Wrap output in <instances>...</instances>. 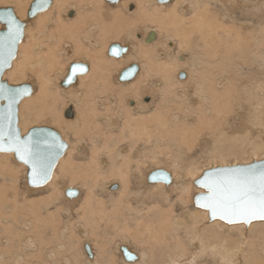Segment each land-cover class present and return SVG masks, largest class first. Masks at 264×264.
<instances>
[{
	"label": "bare ground",
	"instance_id": "6f19581e",
	"mask_svg": "<svg viewBox=\"0 0 264 264\" xmlns=\"http://www.w3.org/2000/svg\"><path fill=\"white\" fill-rule=\"evenodd\" d=\"M33 1L0 0L9 4L0 8L13 7L26 22L17 56L3 79L22 84L25 82L12 79L23 78L31 70L38 80V88L36 83L26 81L32 84L33 92L19 105L21 134L35 126L53 127H28L31 122L50 117L74 140L66 141L63 136L67 151L57 163L50 183L41 189L50 194L38 199L29 194L40 190L32 189L28 182L23 191L17 185L16 167L25 166V180L28 167L14 153L0 152V264H125L119 252L122 245L132 249L130 242H124L129 236L144 244L133 249L139 257L135 264H196L198 260L211 264H264V223H254L251 229L240 227L238 244L215 231L211 236H195L193 225L187 223L194 216L185 198L191 186L189 176L198 170L202 163L199 160H208L206 153L221 147L217 141L227 140L226 144L221 142L225 147L233 144L227 136L213 143L209 135L204 136L209 130H218L216 136H224L226 124L241 134L254 135L264 129V0H235V6L233 0H52L47 10L30 18L28 11ZM105 1L116 5L111 7ZM132 1L137 8L128 11ZM70 8L76 14L71 19L66 15ZM238 10L248 15L247 25L238 20ZM44 19L56 25L52 31L47 29L48 34L41 28ZM35 23L42 35L36 40L31 33ZM149 23L157 31H153L151 41L147 40ZM142 26L143 32L139 30ZM118 40L121 42L116 43L129 48L116 57L109 54V48ZM76 57L80 61L75 62L87 63L89 71L77 77L78 85L60 87L58 83L65 79L71 65L68 61ZM127 63L130 65L121 70ZM132 64L138 67L135 76L120 80L121 72ZM181 69L184 71L180 77L185 76L179 78ZM69 102L74 104L76 116L64 119L61 112ZM153 105L156 108L150 112ZM199 141H203L207 152L194 160L189 152ZM86 144L91 148L90 161L76 166V149L81 145L85 152ZM162 144L167 150H162ZM170 151L173 156L168 158L166 153L170 155ZM156 160L172 174L170 185L148 182L149 172L155 169L143 167ZM65 163L68 168L64 167L61 174ZM177 168L185 174L188 184L178 179ZM198 172L202 175V171ZM112 181L121 182L120 198L112 191L118 187L109 188ZM67 188L79 190L77 197L86 196L81 206L77 204L82 209L81 216L74 209L79 199L68 197ZM174 191L179 192L182 205L183 221L177 223L173 220ZM148 201L150 208L144 207ZM79 216L85 221L77 224L86 236L84 240L91 233L98 242V233L106 237L110 230L122 238L114 255L110 256L105 240L101 254L95 252L94 259L84 256L86 259L82 257L80 263L73 256V247L67 246V236L71 238L67 232L69 222ZM175 224V230L182 229L186 234L188 244L194 242L188 248L182 239L177 241L176 233L166 238L170 235L164 232ZM220 228L226 234L231 231L219 223L217 229ZM249 230L255 236L249 237ZM201 251L208 255H199ZM118 254L121 259L116 258Z\"/></svg>",
	"mask_w": 264,
	"mask_h": 264
},
{
	"label": "snow or ice",
	"instance_id": "6c2138e0",
	"mask_svg": "<svg viewBox=\"0 0 264 264\" xmlns=\"http://www.w3.org/2000/svg\"><path fill=\"white\" fill-rule=\"evenodd\" d=\"M46 0H35V7L42 8ZM235 6V0H233ZM35 15V13H33ZM0 24L6 28L0 34V66L8 64L13 56L14 46L23 37L24 25L11 12L0 13ZM113 56L119 57L126 49H110ZM89 67L75 62L66 79L71 83L77 76L86 74ZM134 69H129L125 79L134 77ZM28 87H7L0 84V100L6 106L0 109V152L15 153L17 158L28 166L27 182L32 189L45 188L53 178L54 164L68 145L55 134L41 131L22 138L13 128L15 106L26 95H31ZM70 111V110H69ZM153 182L162 179L171 184V177L161 170L159 176H151ZM202 191L194 198L195 206L208 213L211 222L219 221L229 227L251 229L254 223H264V160L250 164L207 167L200 177L193 181ZM69 197L75 191H67ZM194 242H190L193 244ZM126 257L125 264H135L138 256L121 249ZM201 256L208 253L201 251Z\"/></svg>",
	"mask_w": 264,
	"mask_h": 264
},
{
	"label": "rangeland",
	"instance_id": "374dc122",
	"mask_svg": "<svg viewBox=\"0 0 264 264\" xmlns=\"http://www.w3.org/2000/svg\"><path fill=\"white\" fill-rule=\"evenodd\" d=\"M105 3H107L108 5H110L111 7H114L116 4H109V2H107V1H105ZM158 3V2H157ZM162 3H165V2H162ZM3 5H9V4H5V3H0V6H3ZM11 5V4H10ZM135 6V7H134ZM136 8H137V4H136V2L135 1H132L131 3H129V6H128V11H131L132 9H135L136 10ZM73 12V15L72 16H70V13H72ZM241 13V14H240ZM74 14H75V11L72 9V8H70L68 11H67V13H66V15H68V17H70V19L72 18V17H75L74 16ZM76 15V14H75ZM236 15H237V18H238V20L239 21H242L243 23H244V25H247V21H250V19L248 18V15L247 14H244L242 11L240 12L239 10L238 11H236ZM47 19V18H46ZM46 19H44L46 22H44V21H42L41 22V24L42 23H44V26L46 27V29H44V26L43 25H41L39 22H37V24H39L40 26H43V27H41L42 28V31H44V30H46V34H48L50 31H52L53 29H55V28H52V26H56L54 23L52 24L51 22L49 23V21L48 20H50V19H48V20H46ZM37 20V19H36ZM245 20V21H244ZM41 21V20H40ZM48 21V22H47ZM242 23V24H243ZM36 23L32 26V35H33V38H34V40H36V38H38V37H42V35H40V31H41V29H37V28H39V26L37 25ZM49 25V26H46V25ZM2 25V24H1ZM3 26V25H2ZM149 28H150V30H147V31H149L150 33H151V31H155V33L157 34V31H156V29H154V28H152L154 25L153 24H150L149 23ZM50 27L52 28V29H50ZM140 29L139 30H141L142 32L145 30V28H144V26H142V27H139ZM152 28V29H151ZM50 30V31H48V30ZM39 30V32H37ZM245 31H247V30H245ZM36 32V33H35ZM148 32V33H149ZM38 33V34H37ZM149 33V34H150ZM45 34V35H46ZM149 34H148V36H149ZM156 34H155V37H156ZM34 36H36V37H34ZM47 36V35H46ZM148 36H147V40H149V38H148ZM43 39H44V36H43ZM114 40H116V39H114ZM121 42V40H118V41H114L113 43H111L110 45H112V44H115L116 42ZM35 42V41H34ZM122 45V44H121ZM123 46V45H122ZM125 46V45H124ZM82 59V58H81ZM73 60V61H72ZM70 59L68 62H69V65H70V63H73V62H75L76 60L77 61H80V59L79 58H73V59ZM83 60V59H82ZM84 61V60H83ZM67 62V63H68ZM86 62H88V61H86ZM128 64L129 63H127L126 65H124L123 67H121V70L122 69H124L125 67H127L128 66ZM130 65V64H129ZM69 67V66H68ZM65 70V69H64ZM182 70V69H181ZM184 70H182V71H179V73H178V77L179 78H181L180 77V75L179 74H181L182 72H183ZM67 72V71H66ZM64 74H65V72H64ZM16 76V75H15ZM13 78V77H12ZM14 78H18V79H16V80H14ZM12 80H13V82H26V81H31V82H34V83H36V87L38 88V80H37V77H36V74H35V72L34 71H28V75L27 76H25V77H23V78H20V76H16V77H14ZM7 80H9L8 78H6ZM62 79V78H61ZM61 81V80H60ZM60 81H59V83H58V85L61 87L62 85H61V83H60ZM72 86L74 85H78V83L77 84H71ZM70 85V86H71ZM39 93H40V90H39ZM32 99V98H31ZM36 99V98H35ZM145 101L148 99V94H146V96L143 98ZM134 100V99H133ZM155 106L153 105V106H151V109H150V112H153L154 110H155ZM76 108H75V106H74V104L72 103V102H69V104H68V106H66V108L64 109V111H62L61 112V115H62V117L64 118V119H73V118H75V116H76V110H75ZM69 110H71V112H72V115L71 116H67V114H68V112H69ZM27 112H29V111H27ZM26 112V114H28ZM29 115V114H28ZM241 115L242 116H244L245 114L244 113H241ZM19 127L20 128H22L21 126V115H20V113H19ZM25 116H27V115H25ZM73 116V117H72ZM50 117H46V119L44 120V118L43 119H41V120H37V121H34V122H31V123H29V126L28 127H32V126H35V125H50V126H53V128L55 127V129L60 133H62V137L63 136H65V140L67 141V140H69V141H73L74 140V136L73 135H71V133H69L70 135H67L66 133H65V131L63 130V128H61L60 129V126L59 127H57V124H55L54 122H51L52 120H50L49 119ZM232 118V117H231ZM236 118L237 119H240V117H239V115L238 116H236ZM225 132H224V136H216V135H219V133H218V130H209V132L208 131H205V133L206 132H208V133H206L207 134V136L206 135H204L205 137H208V135H209V139H211L212 138V141H213V143H214V140L216 141L217 139H219V137H221V138H224L225 136H227V137H229V141H231L230 143H233L232 144V146H224V144H226V142H227V140L226 141H221V142H225L224 144H222L220 141H217V143L219 142V144H220V148H218V150H221L220 152H217L216 150L214 151V152H212V153H214L213 155H212V153L211 152H207L206 151V149H203V141H199V142H197V146L193 149V151H188L189 153H190V155H191V158H194V160H197L198 159V156H199V159H201L200 158V156L202 155H210L211 154V156H207L208 157V160H206V157H204L203 159H201V160H199V163H201L202 164V166L203 165H205L206 164V166L207 167H217V166H223V165H227V164H231V165H236V164H249V163H251V162H253V161H259V160H263L264 159V129H262L261 131H259V132H256L254 135L252 134V132H244V134H241V133H239V131H234V129H231L230 127H229V124H226L225 126ZM263 128H264V126H263ZM60 129V130H59ZM62 130V131H61ZM65 133V134H64ZM213 135H212V134ZM216 133H218V134H216ZM261 134V135H259V134ZM215 135V136H214ZM236 135H238L237 136V138L236 137H232V136H236ZM72 136V137H71ZM211 136H213V137H211ZM239 137H241L240 139H239ZM217 138V139H216ZM236 138V139H235ZM247 138H250V139H248L247 140ZM64 139V138H63ZM238 142H237V141ZM235 143V144H234ZM237 143V144H236ZM262 144V145H261ZM223 145V146H222ZM165 146V145H164ZM258 146V147H257ZM81 145L80 146H78L77 147V153H75L76 154V156L78 157H75L76 158V160H74V161H72V162H74L75 164H76V166L77 165H79L80 163H81V165L82 164H85V163H87L88 161H90V154H91V148H90V146L88 145V144H86L85 145V152H83L82 151V149H81ZM88 147V148H87ZM223 147V148H222ZM87 148V149H86ZM89 149V150H88ZM160 149H161V147H160ZM167 150L166 149V147L164 148L163 147V144H162V150ZM172 149H175V151H176V148L174 147V148H172ZM184 151H186V148H184L183 149ZM203 150V151H202ZM82 151V152H81ZM207 153H206V152ZM223 151V152H222ZM203 153V152H205L206 154H201V153ZM261 152V153H260ZM80 153V154H79ZM83 153V154H82ZM174 153V155L176 154L175 152H173ZM172 153V154H173ZM195 153V154H194ZM79 154V155H78ZM85 154V155H84ZM163 153H161L160 155H162ZM167 154V157L169 158L170 156H173V155H171V151H170V155H168L169 153H166ZM166 154H163L162 156L163 157H165L166 156ZM184 154H186V153H184ZM200 154V155H199ZM187 155V154H186ZM87 156V157H86ZM188 156V155H187ZM201 156V157H202ZM86 158V159H85ZM211 158V159H210ZM78 159V160H77ZM80 159H82V160H80ZM206 160V162H205V160ZM77 161H79V163L77 162ZM159 160H156V161H153V165L151 164V163H147L146 165H144V167L143 168H148L149 169V167H150V169L151 168H153V169H158V168H161V167H166L165 165H158V164H160V163H156V162H158ZM204 161V162H203ZM156 164H155V163ZM208 162V163H207ZM201 164L199 165V168H198V170L199 171H202V173H203V170L205 169L204 167H202L201 166ZM150 165V166H149ZM157 165H158V168H157ZM21 166V167H20ZM20 166H17L16 167V169H18L17 171H19L18 172V181H17V185L19 186V190L20 191H23L24 189V187H25V184H26V182H27V180H25L26 179V173H25V166L24 165H20ZM146 166V167H145ZM202 167V169L203 170H200L201 169V167ZM205 166V167H206ZM64 167H66V169L68 168V166H67V164L65 163L64 165H63V169H64V171L62 170L61 171V174H64L63 172H65V168ZM206 167V168H207ZM20 169V170H19ZM166 169H167V167H166ZM168 170V169H167ZM174 170H175V168H174ZM180 170L181 169H179V168H177V171H179L178 172V174L176 175L177 177H178V179H181V182L182 183H185V184H188V181H187V178L185 177V174H183L182 173V170H181V174H180ZM198 170H196V172L195 173H193L192 174V176L194 177H192V176H189V179H190V184H191V186H189L188 188H189V190H187L186 191V197L185 198H187L186 200H187V204H189V208H191L192 209V211H193V219H191V220H189L187 223H188V226H190L191 224L193 225V233H195V236L197 235H199V236H211L212 235V233L215 231V232H217L218 234H220L222 237H227V239L229 240V242H232L233 244H238L239 243V238L241 237V236H239V228H235V227H229V226H227V225H225V224H223V223H221V222H219V221H216V222H211L210 221V219H209V215H208V213L207 212H205V211H202V210H200V209H198L196 206H195V204H194V197H195V195L197 194V193H199V192H201L202 190L199 188V187H197L196 185H195V183L193 182L196 178H198V177H200L201 176V174H199V172H198ZM198 172V173H197ZM184 175V177H182L183 175ZM199 175V176H198ZM198 176V177H197ZM192 177V178H191ZM117 182V183H116ZM138 182V181H137ZM114 184H118V188H117V190H112V191H115V192H117V195H119V193H118V191H119V189H120V186H121V182H119V181H112L110 184H109V188L111 189V187L114 185ZM68 187H70V185L68 186ZM22 189V190H21ZM49 192V191H48ZM47 191L45 192V191H38V192H35V193H30L29 195H30V197L32 196V197H34V198H36V199H38V198H40V197H42L43 195H47V194H50V192L48 193ZM191 193V194H190ZM84 195H86V192H85V194H83V196ZM100 197H102L101 195H99ZM120 196H122V195H119V196H117L118 198H120ZM171 196H172V202H174V212H173V220L177 223V222H181V221H183V217L181 216V212H182V205H181V203H179L180 201H179V192L178 191H174V192H172L171 193ZM191 196V197H190ZM85 197V199L87 200V198H86V196H84ZM84 197H82V195H81V197H77V198H74V199H76V200H78V203H76L75 204V207H74V209H77V210H75L76 212H79V215L81 216V211H82V209L79 207V206H77V204L78 205H80L81 206V204H82V201H86L85 199H84ZM179 197V198H178ZM81 198L83 199V200H81ZM106 199V198H105ZM178 199V200H177ZM189 199H190V202H189ZM81 200V201H80ZM79 202H80V204H79ZM178 202V203H177ZM147 206H149V208L150 207H152L151 206V204H150V202L148 201L145 205H144V207H147ZM77 207V208H76ZM79 208V209H78ZM148 208V207H147ZM167 208V207H166ZM54 209V208H53ZM152 210V209H151ZM147 211H149V210H147ZM147 211H145V212H147ZM153 212V211H152ZM147 213H150V211L149 212H147ZM150 214H153V213H150ZM204 214V215H203ZM154 215V214H153ZM80 216H79V218H76V217H73L72 218V220L69 222L70 223V226L72 227V225H73V227L71 228H69L68 230H69V232L71 233H69V232H67L68 234L67 235H70V237L72 238H70L69 239V236H67V241H68V244H67V246H70L71 248H72V250L74 251V255L73 256H75V258L77 259H79V260H81L80 261V263H83L82 262V257L83 258H87L88 257V259L90 258V259H92L95 255V252L97 253V252H99L100 254H101V248L100 247H102L103 246V244L102 243H104V241L107 243V247L109 248V254H110V256L111 255H114L115 254V250H116V247L120 244V241H121V239L122 238H120V236H116V233L114 232V230H110V232H108L107 233V236L105 237V235L103 234V233H98V236H97V239H98V242L97 241H95V239H94V237L95 236H93V235H91V233L89 234V235H91V236H87V238H88V240H84L85 239V237H84V233L79 229V227H77L78 225L77 224H79L80 222L81 223H85V221L84 220H82V219H80ZM195 216H197L196 218H197V223H195L194 222V218H195ZM78 217V216H77ZM175 217V218H174ZM65 219H67V218H65ZM76 220V222H74L73 223V221H75ZM77 221H78V223H77ZM83 221V222H82ZM220 223V225H222L223 227H227V228H230L231 229V231H230V233H228V234H226L223 230L221 231V228L220 229H217V224H219ZM76 226H75V225ZM216 224V225H215ZM111 226V225H110ZM74 227H75V229H74ZM91 228H92V226H90ZM133 227H134V225H133ZM132 227V228H133ZM177 226H176V224H175V227L173 228V229H171L169 232H164V233H166L165 234V236L167 235V233H168V235H173V233H176V234H178L179 236H176L175 234V238L177 239V241H179L178 239L180 238V239H182L183 241H184V245L188 248L189 246H190V244H188L187 242H186V240H185V238H184V236L186 235V234H184L183 233V231H182V229H179V230H175V228H176ZM212 227V228H211ZM179 228V227H178ZM205 228H208V230H206ZM134 232V230H132V233ZM249 232H250V230H249ZM249 232H246L247 234H249V235H247V236H249V237H251V236H255V235H253L254 233H252L251 234V232L249 233ZM180 233V234H179ZM79 237H77L76 235ZM101 234V235H100ZM103 234V235H102ZM110 234V235H109ZM115 234V235H114ZM73 235V236H72ZM83 235V236H82ZM100 235V236H99ZM171 235L170 236H166V238L168 239L169 237H171ZM76 237V238H75ZM81 237H84V238H81ZM91 237V238H90ZM101 237V238H100ZM103 237V238H102ZM104 237H105V239H104ZM132 238H134L133 236H131ZM183 237V238H182ZM248 237V238H249ZM78 239H80L81 241H80V246H77V241H78ZM165 239V238H164ZM244 239V238H243ZM70 240V241H69ZM72 240H73V242H74V244H73V242H72ZM132 240H134V241H132ZM131 240V238H130V236H129V239L127 240V241H124V242H130L131 243V247H132V249H139V248H142V247H144V244H141L139 241L137 242L135 239H132ZM85 241V242H84ZM88 241H89V244H91V247H92V252H93V257H89L88 255H87V252H86V250L84 249L85 248V244L86 243H88ZM111 241V242H110ZM112 242H114V243H112ZM136 242H137V244H136ZM70 243H72V244H70ZM82 243H83V246H82ZM94 243V244H93ZM99 243V244H98ZM135 243V244H134ZM140 243V244H139ZM164 243L165 242H163L162 243V246L164 245ZM96 244V245H95ZM109 244V245H108ZM72 245V246H71ZM93 245H94V247H93ZM121 246V245H120ZM83 247V248H82ZM97 247H99V248H97ZM94 248V249H93ZM95 248H97V249H95ZM112 248V249H111ZM72 250H68V252L69 251H72ZM120 250V249H119ZM78 251V252H77ZM84 253V254H83ZM185 253H186V255H188V254H190V249H187L186 251H185ZM119 254L121 255V251L119 252ZM118 254V256L116 257V258H120L121 259V256ZM249 255H250V253H248ZM76 255H78V256H76ZM85 256V257H84ZM23 257H25L24 256V254H23ZM85 258V259H86ZM84 259V260H85ZM94 259V258H93ZM25 260V259H24ZM64 263V262H63ZM62 262L61 263H59V264H63ZM119 264V263H118ZM196 264H211V263H209V262H206L205 260H198V261H196Z\"/></svg>",
	"mask_w": 264,
	"mask_h": 264
},
{
	"label": "water",
	"instance_id": "95a60500",
	"mask_svg": "<svg viewBox=\"0 0 264 264\" xmlns=\"http://www.w3.org/2000/svg\"><path fill=\"white\" fill-rule=\"evenodd\" d=\"M107 1L112 2V3H115V2H118V1H120V0H107ZM158 1H159V2H168L169 0H158ZM51 4H52V0H46L45 5H44L42 8L37 9V8L35 7V0H34V1L32 2V4H31V7L29 8V11H28V15H29V17H30V18L35 17L38 13L47 10V9L50 7ZM5 12H11V13H12L14 16H16L17 19H18V20L24 25V34H23V37H22V38L18 41V43L14 46L12 59L9 61L8 64H4V65L0 66V84H3V85H5V86H7V87H28V88H30V89L32 90V92H33V86H32V84L29 83V82H25V83H22V84H11V83H9V81H8L7 79H3V77H4V76H3L4 73H5L8 69L11 68L12 63H13V60H14V59L16 58V56H17L18 46H19V43H20V42L22 41V39L24 38V35H25V26H26V22H25L24 20L22 21V20L18 17V15L16 14V12H15V10H14L13 7H4V8H0V13H5ZM33 13H35V15H33ZM2 25H3V24H2ZM4 31H6V28H5L4 25H3V26L0 28V34H2ZM153 34H154V32L151 31V34L149 35V40H150V41L154 38V37H153ZM152 37H153V38H152ZM149 40H148V41H149ZM114 47H119V48H121V49H126V50L129 48L128 46H125V47H124V46H122V45L119 44V43H115V44H112V45L110 46V48H109V54H111L110 49H111V48H114ZM125 52H126V51H123V52L121 53V55H122L123 53H125ZM111 55H112V54H111ZM74 63H75V62L71 63V65L69 66V68H68V72H67V75L69 74L70 67H71ZM81 63H83V64H85L86 66H88V64L85 63V62H81ZM137 68H138V67H137L136 64H132L130 67H128L127 69H125V70H123V71L121 72V74L119 75V79L122 80V81H123V80H130V79H132L133 77H130L129 79H125V78H124V77H125V74L129 72V69H134L135 72H136V71H137ZM67 75H66V77H67ZM183 76H185V74L182 75L181 77H183ZM66 77H65V79L61 80V85L64 86V87H68V86H70L71 84H75V83L77 82V77H78V76H77V77H76L71 83H69V82L67 81ZM31 94H32V93H31ZM28 96H30V95H26V96H24V97L18 102V104L15 106V115H14V118H13V125H12L13 128L19 131V133H20V135H21L22 138H26L27 136H29L30 134H33V133H37V134H38V133H40L41 131H44V132H47V133L55 134L57 138L63 140V141L67 144V142H66V141L63 139V137L61 136V134H60L55 128H53V127H49V126H35V127L31 128V129H29V131H28L25 135L21 134L22 131H21V128L19 127V105H20L21 101H22L25 97H28ZM5 106H6V101L0 100V109H3ZM71 115H72V112H71V110H70V111L68 112L67 116H71ZM67 145H68V144H67ZM66 151H67V149L62 150L61 155L58 157L57 161H56L55 164H54L53 173H54V170H55V168H56V166H57V163L59 162L60 158L63 157V155L66 153ZM7 153H10V152H7ZM14 155H15V158H16L19 162H21V161L17 158V156H16L15 153H14ZM263 160H264V159H263ZM259 161H262V160H259ZM254 162H258V161H253V162H251V163H254ZM22 163H23V162H22ZM249 164H250V163H249ZM240 165H244V164H240ZM26 166H27V165H26ZM27 167H28V166H27ZM161 170L166 171V172L170 175V177H171V183H172V174H171L168 170H166L165 168H158V169H155V170L150 171L149 174H148V177H147V178H148V182H150V183H157V182H163V183H165L162 179L158 180L157 182H153L152 179H151V176H152L153 174H156V175L159 176V173H160ZM165 184L170 185V184H168V183H165ZM195 185H196V184H195ZM196 186H197V185H196ZM117 187H118V184H114V185L112 186L113 189H114V188H117ZM67 191H75L76 195H75V196H72L71 198L77 197V195L79 194V190H77V189L67 188V189H66V192H67ZM195 196H196V195H195ZM68 197H69V196H68ZM194 198H195V197H194ZM121 249H125L126 251L131 252L134 256H137V254L133 252V249H131V248L128 247V246L122 245V246H121ZM85 250H86V252H87V254H88L89 257H93V252H92V248H91L90 244H88V243L85 244ZM123 257H124V256H123ZM124 258L126 259V257H124Z\"/></svg>",
	"mask_w": 264,
	"mask_h": 264
}]
</instances>
